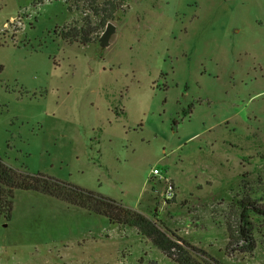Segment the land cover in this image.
<instances>
[{"label": "rangeland", "instance_id": "1", "mask_svg": "<svg viewBox=\"0 0 264 264\" xmlns=\"http://www.w3.org/2000/svg\"><path fill=\"white\" fill-rule=\"evenodd\" d=\"M92 1L0 0V156L157 219L210 264H264V219L238 214L264 206V0H114L108 46L94 38L110 5ZM74 26L91 43L65 40ZM0 264L181 263L135 227L17 190Z\"/></svg>", "mask_w": 264, "mask_h": 264}, {"label": "trees", "instance_id": "2", "mask_svg": "<svg viewBox=\"0 0 264 264\" xmlns=\"http://www.w3.org/2000/svg\"><path fill=\"white\" fill-rule=\"evenodd\" d=\"M39 1L42 2L43 0ZM98 1L93 0L91 4L96 13L99 12V8L95 7L94 4H97ZM104 3L105 5H110V7L104 10L106 14L101 18L98 25L106 27L110 19H115L119 9L118 4L114 0H104ZM95 29L91 30V28L85 29V26H74L69 30H63V38L71 43L78 41L81 44H88L91 43L92 37L90 35L95 32ZM98 38L99 36L94 38V41L96 42ZM17 190L40 192L83 208L91 213L103 215L112 224L135 227L150 238L164 254L178 263L202 264L203 261L206 264H210L203 260L208 255L204 247L194 245L175 231L171 232V234L168 233L162 227V223H158L157 219H151L141 211L126 207L111 197L86 190L71 183L59 181L44 174H32L16 169L0 156V221L11 220ZM239 206L240 212L238 214L241 219H248L250 214L264 219V206L251 204L246 200H242ZM243 225L240 228V233L246 240L247 251L252 254L255 250L254 238L250 231L248 232L249 234L245 233Z\"/></svg>", "mask_w": 264, "mask_h": 264}, {"label": "water", "instance_id": "3", "mask_svg": "<svg viewBox=\"0 0 264 264\" xmlns=\"http://www.w3.org/2000/svg\"><path fill=\"white\" fill-rule=\"evenodd\" d=\"M115 33H116V26L112 21H110L107 23L104 31L99 36L97 41H99L102 46H108L111 38Z\"/></svg>", "mask_w": 264, "mask_h": 264}, {"label": "built area", "instance_id": "4", "mask_svg": "<svg viewBox=\"0 0 264 264\" xmlns=\"http://www.w3.org/2000/svg\"><path fill=\"white\" fill-rule=\"evenodd\" d=\"M152 176H154V177L158 176L161 179H163L164 181H166L167 182L166 184L168 186V189H167L168 195L169 196H173L174 195V187L171 185V183L169 182L168 178L163 176V174L161 173V171L159 169H157V168L153 169Z\"/></svg>", "mask_w": 264, "mask_h": 264}]
</instances>
